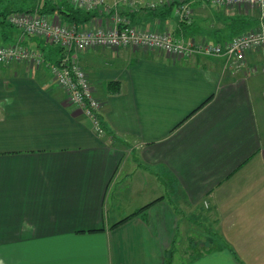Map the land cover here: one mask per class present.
Here are the masks:
<instances>
[{
	"label": "crops",
	"instance_id": "crops-1",
	"mask_svg": "<svg viewBox=\"0 0 264 264\" xmlns=\"http://www.w3.org/2000/svg\"><path fill=\"white\" fill-rule=\"evenodd\" d=\"M187 3L188 18L122 14L184 43L223 44L258 24L254 9ZM107 22L106 11L92 10L79 25ZM10 43L43 62L0 64V264L264 259V47L238 70L222 57L130 46L72 53L101 104L99 136L53 79L60 48L0 24V44ZM202 226L201 243L193 234Z\"/></svg>",
	"mask_w": 264,
	"mask_h": 264
},
{
	"label": "built area",
	"instance_id": "built-area-1",
	"mask_svg": "<svg viewBox=\"0 0 264 264\" xmlns=\"http://www.w3.org/2000/svg\"><path fill=\"white\" fill-rule=\"evenodd\" d=\"M86 11H106L108 22L93 23L87 27L64 23L58 16L49 17L37 11H15L7 15V22L27 35H34L57 45L64 53L59 63L49 65L53 79L66 93L73 105L79 107L91 121L96 135H105L100 121V102L94 96L86 71L73 58L72 53L93 47H139L155 49L173 57L192 54L222 57L238 70L247 52L264 47V0H204L219 7L248 6L259 12L255 28L242 32L223 44L184 43L171 32L138 28L122 14L123 10H158L171 7V11L188 18L191 8L187 0H66ZM72 56V57H71ZM29 62L40 65L42 57L35 50L19 43L0 44V64Z\"/></svg>",
	"mask_w": 264,
	"mask_h": 264
},
{
	"label": "trees",
	"instance_id": "trees-1",
	"mask_svg": "<svg viewBox=\"0 0 264 264\" xmlns=\"http://www.w3.org/2000/svg\"><path fill=\"white\" fill-rule=\"evenodd\" d=\"M15 11H37L38 13H41L44 15L56 14L58 17H64L67 23H74L77 25L86 21L89 18V13H90V11H86V10L74 7L73 5L68 3L66 0H35V2H33V4L29 5L28 7L22 4V6L18 7V9H15V10L13 8L12 9L0 8V24H8L7 15ZM153 11H171V7H163L158 10H153ZM60 51L62 52L61 48H60ZM118 86L119 85L117 81L108 82L109 88H114L115 90H117ZM150 204L151 203H148L145 206L138 209L137 211L124 217L123 219L115 223L113 226L125 221L132 215L139 213L140 211L148 207Z\"/></svg>",
	"mask_w": 264,
	"mask_h": 264
},
{
	"label": "rangeland",
	"instance_id": "rangeland-1",
	"mask_svg": "<svg viewBox=\"0 0 264 264\" xmlns=\"http://www.w3.org/2000/svg\"><path fill=\"white\" fill-rule=\"evenodd\" d=\"M9 6L11 7V8H18V7H20V6H22V4H20L18 1H16V0H13L12 2H10L9 3ZM236 7V6H235ZM243 7H246V8H249L248 6H240L239 8H243ZM3 8H8V7H3ZM2 8V9H3ZM251 9V8H250ZM255 10V9H254ZM202 11H209L208 9H203ZM45 40V39H44ZM48 42V41H47ZM50 43V42H49ZM33 50V49H32ZM78 52H81V51H78ZM76 54V53H75ZM31 64V63H30ZM32 65H34V64H32ZM203 226H205V225H203ZM200 227V228H198V230H196V232H194V234H193V238H194V240H201V243L203 242V241H205L204 239H205V237L207 238V236H206V227ZM207 234H208V232H207ZM213 240H215L213 243L214 244H219V242H218V239H217V237H213ZM258 264H264V259H259V261H258Z\"/></svg>",
	"mask_w": 264,
	"mask_h": 264
}]
</instances>
